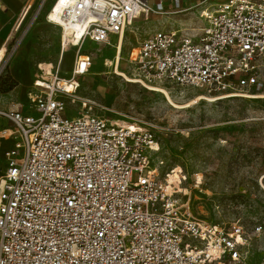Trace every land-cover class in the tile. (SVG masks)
I'll return each instance as SVG.
<instances>
[{"label":"built area","instance_id":"2783aa9c","mask_svg":"<svg viewBox=\"0 0 264 264\" xmlns=\"http://www.w3.org/2000/svg\"><path fill=\"white\" fill-rule=\"evenodd\" d=\"M151 1L76 0L73 18L60 14L62 50L66 29L88 24L74 45L73 76L92 65L81 53L87 40L110 43L137 19L202 8L193 24L143 38L127 57L130 73L147 88L263 90L264 0ZM58 74L35 80L31 114L0 109L13 123L0 130L13 138L0 175V264H250L245 228L197 217L183 197L186 176L156 163L161 144L151 123L124 124L90 107L69 118Z\"/></svg>","mask_w":264,"mask_h":264},{"label":"rangeland","instance_id":"374dc122","mask_svg":"<svg viewBox=\"0 0 264 264\" xmlns=\"http://www.w3.org/2000/svg\"><path fill=\"white\" fill-rule=\"evenodd\" d=\"M53 1L37 0L27 22L15 32L0 63L2 77H12L13 67L26 62L37 72L36 80H53L59 70L58 29L43 35L33 52L26 42L33 18L46 20ZM154 2L151 1L153 5ZM197 2L184 0L183 3L190 6ZM213 2L216 0L210 1ZM201 9L194 8L192 13L184 15H151L147 20H135L125 31L120 54L116 48L118 36L110 43L84 42L81 53L90 54L92 65L85 73L79 66L75 77L72 70L68 74L59 71V80L73 81H70L72 92L58 94L66 104L65 114L69 118L90 107V113L113 121L136 119L151 123L161 144L156 163L164 170L175 167L173 175L181 170L186 176L183 197L190 198L193 213L227 226L241 224L248 234L250 264H264V88L260 92L244 91L242 95L213 96L196 87L157 85L169 91V99L160 91L114 72L120 55L119 69L135 78L130 73L132 66L127 61V52L133 46L134 50L138 49L139 42L157 30L193 24L199 20ZM67 45L64 64L72 61L74 66L77 47ZM42 62H52L53 67ZM4 78L0 83L1 95L11 90ZM260 79L264 81V67ZM201 96L214 100L200 99ZM0 167H3L1 160ZM133 177L136 180L137 173ZM258 226H262L260 233L256 231Z\"/></svg>","mask_w":264,"mask_h":264},{"label":"crops","instance_id":"0c3cea01","mask_svg":"<svg viewBox=\"0 0 264 264\" xmlns=\"http://www.w3.org/2000/svg\"><path fill=\"white\" fill-rule=\"evenodd\" d=\"M37 0H1L0 3V60L5 55V52L8 50V44L13 39L15 32L20 30L23 25L27 22L30 17V13L32 11L33 6L36 4ZM55 0L53 1V3ZM184 2V1H183ZM52 3V5H53ZM50 6V8L52 7ZM184 5V3H183ZM185 6V5H184ZM49 8V10H50ZM48 10V12H49ZM33 23L30 24L27 30L26 42L28 43V47L30 51L36 50L37 44L41 42V38L43 35L50 32H54L53 29L57 28V42L58 45L60 43V51H59V70L63 73L68 74L73 66L72 61H68L64 64V57L66 55V48L68 45H64V50L61 47V34L62 29L58 25H53L50 21L41 20L33 18ZM30 23V21H28ZM27 23V27L28 24ZM117 36H112V39ZM90 41V40H87ZM92 42V41H90ZM140 43V42H139ZM68 44V42H67ZM135 47V46H133ZM132 47V48H133ZM138 47V46H137ZM131 48V49H132ZM130 49V50H131ZM130 50L127 52V57L130 53ZM65 52V53H64ZM70 54V53H69ZM89 54V53H84ZM73 56V52L71 53ZM126 57V58H127ZM72 60V59H71ZM44 64H51L52 62H42ZM40 63V64H42ZM39 64V66H40ZM36 71H32L30 67L26 64V62H19L12 69V74L9 78L13 81L15 87L4 94H0V109L2 110H19L24 114H31L33 109L30 104V93L35 91V74ZM12 128L13 123L6 119L5 117L0 116V130L3 128ZM13 143L12 137H4L0 135V160L3 162V167H0V175L3 173L5 169L4 162V153L7 149L11 147Z\"/></svg>","mask_w":264,"mask_h":264},{"label":"bare ground","instance_id":"6f19581e","mask_svg":"<svg viewBox=\"0 0 264 264\" xmlns=\"http://www.w3.org/2000/svg\"><path fill=\"white\" fill-rule=\"evenodd\" d=\"M75 1L76 0H55V2L53 3L52 7L50 8L49 12L47 13V15H49V20L51 23H54L58 26H60L61 24H59L60 20H59V15L62 14V13H67L69 14L70 18H73L74 17V14L72 13L73 9H74V4H75ZM134 22V21H133ZM132 22V24H133ZM131 24V26H132ZM88 26L87 23H85V21L83 22H80V20H77L76 22H74L70 28H67L66 29V35H65V39L63 41L64 45L66 46L67 45V42H70V43H73L72 45H77L78 42H79V38L80 36L84 33V30L85 28ZM124 36H125V30L120 33V35L118 36V46H116L117 48V51L119 50V54L122 50V44L124 42ZM71 45V44H69ZM134 55L132 56V59L135 58L137 52H138V49L134 50ZM7 52V51H6ZM5 52V54H6ZM5 57V55L3 56V58ZM3 58L0 60V63L1 61L3 60ZM122 58V57H121ZM119 62H120V55H118V58H117V65H116V68H115V73L118 75V76H122L124 77L125 79L131 81V82H139L137 79H136V76L131 74L132 76H134L135 78H131L129 77L125 72L121 71L119 69ZM81 66V65H80ZM80 69V68H78ZM50 73V72H47V74ZM39 81L41 83H47L45 81H42L39 79ZM70 81H73V79H71ZM70 81H66V80H63L61 81L60 80V83H59V86L61 87V89L64 91V92H72L71 90V82ZM44 84V85H45ZM151 90H155V91H160L162 93H164L169 99L170 98V95H169V91L164 88L163 86H155V87H151L150 88ZM252 96H258V95H252ZM209 99L210 101H213L214 99L212 98H208L206 96H201L200 99ZM121 123H124V124H130L129 121H122Z\"/></svg>","mask_w":264,"mask_h":264},{"label":"trees","instance_id":"16d2710c","mask_svg":"<svg viewBox=\"0 0 264 264\" xmlns=\"http://www.w3.org/2000/svg\"><path fill=\"white\" fill-rule=\"evenodd\" d=\"M2 78H4V77H2ZM2 78L0 79V83L2 81ZM4 79H5V85L9 86V89H12L11 87L14 86L13 81L8 76L7 77L5 76Z\"/></svg>","mask_w":264,"mask_h":264}]
</instances>
